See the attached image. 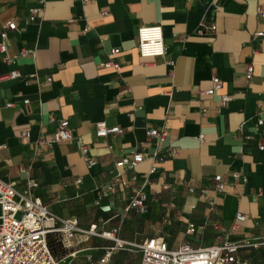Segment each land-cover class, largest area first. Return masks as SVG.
<instances>
[{
    "label": "crops",
    "instance_id": "crops-1",
    "mask_svg": "<svg viewBox=\"0 0 264 264\" xmlns=\"http://www.w3.org/2000/svg\"><path fill=\"white\" fill-rule=\"evenodd\" d=\"M34 7L39 12L30 20ZM10 19L17 26L5 41L12 61L0 54L2 180L21 189L33 179L38 186L31 193L48 209L76 218L80 228L103 229L137 220L138 212L125 208L132 190L145 185L147 210L138 223L148 231L142 227L136 238L119 231L135 243L162 236L170 248L208 246L222 238L218 226L233 241L264 238V123L257 125L264 121V35L255 36L264 32V0H0V32ZM150 25L162 28L164 56L138 54L137 29ZM112 48L119 52L110 56ZM12 70L18 77H9ZM213 76L221 88L206 95ZM221 94L231 96L223 106ZM61 119L72 139L52 142ZM101 121L123 132L97 137ZM152 128L167 131L154 172L158 149L146 135ZM23 131L30 132L26 142ZM81 145L95 160L91 168ZM166 147L177 154L169 156ZM136 151L144 158L135 167H116ZM117 172L115 192L98 201ZM236 212L245 220L232 229ZM189 223L199 228L194 234L186 233ZM81 243L74 250L94 260L111 244L97 237ZM119 252L124 264H138V251Z\"/></svg>",
    "mask_w": 264,
    "mask_h": 264
},
{
    "label": "built area",
    "instance_id": "built-area-1",
    "mask_svg": "<svg viewBox=\"0 0 264 264\" xmlns=\"http://www.w3.org/2000/svg\"><path fill=\"white\" fill-rule=\"evenodd\" d=\"M260 10V9H259ZM258 10V11H259ZM39 8L34 7L30 10V20H34L38 15ZM14 20H7L0 32V54L4 61H12L8 54L6 39L8 31L16 29ZM211 28H214L213 26ZM264 32L259 31L255 36H263ZM166 46L163 40L162 28L160 25L140 26L137 29V51L143 58L164 56ZM27 51L23 50L22 54ZM119 48H112L109 55H115ZM104 65L119 68L117 62L107 61ZM19 72L12 70L9 73L10 78L18 77ZM253 76V65L247 64L245 79L251 80ZM221 88V80L218 76L211 78V86L202 92L206 95H213ZM231 99L228 94L219 95L220 104L223 106ZM27 100H25L26 102ZM11 106V104H7ZM262 119L257 120V125H262ZM123 129L120 126H107L104 121L96 124V136L107 137L110 134H120ZM165 128L160 130L156 128L148 129L146 135L155 139L157 151L154 152L151 159L153 165L150 172H154L155 163L159 161V153L163 146L162 142L166 137ZM29 131L21 133L24 141L29 140ZM202 135L199 136L202 139ZM249 139V135L244 136ZM72 130L67 120L57 121L56 129L51 134L52 142L71 141ZM262 149L263 146L259 145ZM80 153L84 158L86 166L91 168L95 164L94 158L90 155L86 145L80 146ZM167 149V147H166ZM168 155L175 156L176 148H168ZM144 158V153L140 151L133 152L131 160L125 162L123 159L116 162V167L127 166L135 167ZM235 178L238 174H233ZM121 173L117 172L110 183L105 187L102 194L98 196L99 201L104 194H113L116 185L119 182ZM215 189L221 192L224 188L221 175H216ZM80 182V179L77 180ZM38 183L33 179H28L23 188L18 189L13 182H6L0 178V264H72L65 261L63 257H57L50 249L48 239L50 236H58L64 248H70L81 242L88 241L92 237L101 238L110 241L111 244L104 246L102 254L97 260L91 257L87 258L85 264H110L113 256L123 250L138 251L140 259L138 264H249V261L241 254L243 248H258L264 246V238L254 240L233 241L226 234L225 230L219 226L216 228L223 234L216 243L208 246L193 247L188 243H182L176 248H170L162 236H151L143 239L140 243L125 240L119 236V227L109 229L99 228L96 224H91L88 228H80L76 218H62L57 215L44 203L38 196H34L31 191L36 188ZM167 188V186H163ZM145 185L132 190L129 197L126 211L131 209L143 214L147 210L148 196L145 192ZM189 192H193V187H188ZM200 195L207 199L206 191L200 190ZM245 220L244 214L236 212L232 229H236L239 222ZM201 228V227H200ZM198 227L189 223L186 233L194 234ZM77 234L81 239L77 240ZM77 251L73 250L70 255L75 257Z\"/></svg>",
    "mask_w": 264,
    "mask_h": 264
},
{
    "label": "rangeland",
    "instance_id": "rangeland-1",
    "mask_svg": "<svg viewBox=\"0 0 264 264\" xmlns=\"http://www.w3.org/2000/svg\"><path fill=\"white\" fill-rule=\"evenodd\" d=\"M133 219H137L133 224H127L125 225L124 222L121 224V232L122 236L124 237V233H126V236H133L134 238L137 237L136 233L144 227L146 231L147 229V224L141 225V222L143 220V217H141L140 214L134 213ZM53 247L55 254L63 257L65 261H70L72 264H77V263H84L87 259L85 251H81L76 253L75 257H72L70 253L74 249H79L80 247H83L85 243H81L78 245H73L70 248H64L59 241V237L56 236V239L53 240ZM60 243V246L58 245ZM241 253L248 259L250 264H264V246L258 247V248H243ZM98 251H93L92 252V257L96 258L98 256ZM138 253H136L134 256H130V262L135 263L138 259ZM114 264H124V252H118L115 254Z\"/></svg>",
    "mask_w": 264,
    "mask_h": 264
},
{
    "label": "trees",
    "instance_id": "trees-1",
    "mask_svg": "<svg viewBox=\"0 0 264 264\" xmlns=\"http://www.w3.org/2000/svg\"><path fill=\"white\" fill-rule=\"evenodd\" d=\"M56 239V236H50L49 239H48V244H49V247L50 249L53 251V253L55 254V251H54V247H53V240ZM60 241V240H59ZM58 245L60 246V243H58ZM242 251V250H241ZM242 254V253H241ZM56 255V254H55ZM243 255V254H242ZM57 257H60L58 255H56ZM244 256V255H243ZM245 257V256H244ZM246 258V257H245ZM247 259V258H246ZM248 260V259H247ZM250 264V262H249Z\"/></svg>",
    "mask_w": 264,
    "mask_h": 264
}]
</instances>
